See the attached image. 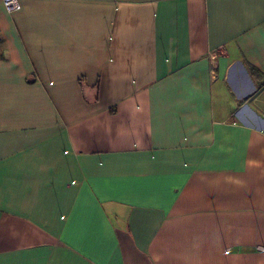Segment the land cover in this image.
Wrapping results in <instances>:
<instances>
[{"label": "crops", "instance_id": "obj_1", "mask_svg": "<svg viewBox=\"0 0 264 264\" xmlns=\"http://www.w3.org/2000/svg\"><path fill=\"white\" fill-rule=\"evenodd\" d=\"M0 264H264V0H0Z\"/></svg>", "mask_w": 264, "mask_h": 264}, {"label": "built area", "instance_id": "obj_2", "mask_svg": "<svg viewBox=\"0 0 264 264\" xmlns=\"http://www.w3.org/2000/svg\"><path fill=\"white\" fill-rule=\"evenodd\" d=\"M1 2L8 12H12L18 7V0H1Z\"/></svg>", "mask_w": 264, "mask_h": 264}, {"label": "trees", "instance_id": "obj_3", "mask_svg": "<svg viewBox=\"0 0 264 264\" xmlns=\"http://www.w3.org/2000/svg\"><path fill=\"white\" fill-rule=\"evenodd\" d=\"M1 57V56H0Z\"/></svg>", "mask_w": 264, "mask_h": 264}]
</instances>
